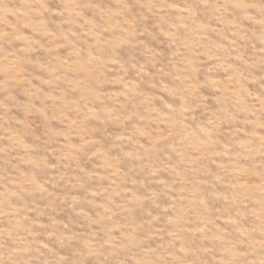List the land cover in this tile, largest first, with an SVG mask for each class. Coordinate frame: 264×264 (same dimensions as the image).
<instances>
[{
    "label": "rangeland",
    "instance_id": "374dc122",
    "mask_svg": "<svg viewBox=\"0 0 264 264\" xmlns=\"http://www.w3.org/2000/svg\"><path fill=\"white\" fill-rule=\"evenodd\" d=\"M0 264H264V0H0Z\"/></svg>",
    "mask_w": 264,
    "mask_h": 264
}]
</instances>
